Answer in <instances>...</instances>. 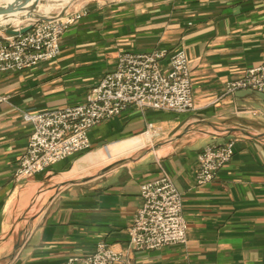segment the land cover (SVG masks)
<instances>
[{"label":"crops","instance_id":"obj_1","mask_svg":"<svg viewBox=\"0 0 264 264\" xmlns=\"http://www.w3.org/2000/svg\"><path fill=\"white\" fill-rule=\"evenodd\" d=\"M84 6L87 16L65 34L56 60L0 75V94L10 97L0 105V264H66L94 254L101 242L122 254L117 264H264V94H226L227 83L264 66V0H96ZM155 50L187 53L193 112L131 106L91 131L97 151L90 156L15 180L33 133L25 113L83 104L121 54ZM228 141L236 142L232 161L214 182L199 185L200 154ZM106 146L110 161L120 157L121 163L78 178L82 169L106 161ZM162 169L182 194L188 242L138 252L129 232L144 204L141 187L159 179ZM48 178L56 182L54 194L27 233L15 237L16 222Z\"/></svg>","mask_w":264,"mask_h":264},{"label":"built area","instance_id":"obj_2","mask_svg":"<svg viewBox=\"0 0 264 264\" xmlns=\"http://www.w3.org/2000/svg\"><path fill=\"white\" fill-rule=\"evenodd\" d=\"M87 14L84 6L64 15L31 20L22 27L32 26L24 35L0 34V75L24 72L56 60L62 53L65 34ZM166 59H169L168 68L163 65ZM243 90L264 94V66L248 69L241 78L226 85L227 95ZM8 103L10 97L0 94V105ZM131 106L141 111L177 114L195 110L192 74L185 50L173 54L166 50L123 53L115 69L92 88L85 103L43 113H25L24 121L33 126V133L15 180L24 182L66 159L91 151V131L121 116ZM235 148V141L206 147L199 156L197 183L214 182L219 172L232 161ZM141 197L144 204L129 232L131 248L146 252L186 244L188 225L183 197L172 177L162 169L159 179L142 185ZM122 257L101 242L94 254L71 257L66 264H117Z\"/></svg>","mask_w":264,"mask_h":264},{"label":"rangeland","instance_id":"obj_3","mask_svg":"<svg viewBox=\"0 0 264 264\" xmlns=\"http://www.w3.org/2000/svg\"><path fill=\"white\" fill-rule=\"evenodd\" d=\"M93 1L96 0H43V3L37 9L35 14L46 17L64 15L66 12H74L75 10L80 9L85 4H90ZM0 5H3V2L0 1ZM21 15H25V13H22ZM28 22L29 21H23L21 23H11L5 26H1L0 34L6 33L7 30H18L19 28L24 27V25H27ZM110 148V146H106L102 150V153L106 157V161H100L96 164H92L91 166H87V168L82 169V172L77 174L76 176L78 178H83L87 175L90 176L92 173H96L97 171H101L102 169L121 163L122 159L120 157H117L115 160L110 161ZM95 151L97 150H94L92 147L91 151L86 152L85 155L90 156L91 153ZM139 154L140 153L135 154L134 157H137ZM55 185L56 182L51 178H48L41 186H39V188L37 187L38 189L34 191L29 206L25 208L24 213L20 216L19 220L14 226L13 233L15 237L19 238L27 233L28 225H30L31 220L41 211L43 204H45L47 200L52 196V194H54L56 189Z\"/></svg>","mask_w":264,"mask_h":264},{"label":"water","instance_id":"obj_4","mask_svg":"<svg viewBox=\"0 0 264 264\" xmlns=\"http://www.w3.org/2000/svg\"><path fill=\"white\" fill-rule=\"evenodd\" d=\"M43 3V0H18L15 4L10 5L8 8L0 7V16H6L11 13L25 12L27 13V19L24 21H31L34 19H46V16L35 14L37 9ZM32 30V26H26L21 30H7L8 34L12 36L24 35Z\"/></svg>","mask_w":264,"mask_h":264},{"label":"bare ground","instance_id":"obj_5","mask_svg":"<svg viewBox=\"0 0 264 264\" xmlns=\"http://www.w3.org/2000/svg\"><path fill=\"white\" fill-rule=\"evenodd\" d=\"M3 2V5H0L2 8H8L10 5L15 4L18 0H0ZM22 13L25 12H16V13H11L6 16H0V27L5 26L11 23H21L24 21V19H27V13L25 15H21Z\"/></svg>","mask_w":264,"mask_h":264}]
</instances>
